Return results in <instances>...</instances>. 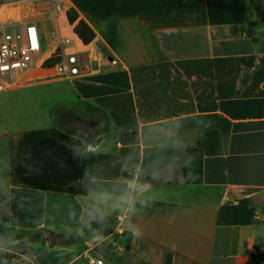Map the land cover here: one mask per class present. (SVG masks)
<instances>
[{"label": "crops", "instance_id": "crops-1", "mask_svg": "<svg viewBox=\"0 0 264 264\" xmlns=\"http://www.w3.org/2000/svg\"><path fill=\"white\" fill-rule=\"evenodd\" d=\"M69 10L94 32L90 44ZM249 12V0H0V26L36 23L43 62L60 50L89 63L70 80L35 68L0 92L24 102L31 90L39 108L0 132L9 201L0 229L66 237L0 246V264H264V24ZM63 37L70 44L59 46ZM66 115L94 125V139L66 131ZM137 165L147 193L127 189ZM122 196L134 210L114 207Z\"/></svg>", "mask_w": 264, "mask_h": 264}, {"label": "built area", "instance_id": "built-area-1", "mask_svg": "<svg viewBox=\"0 0 264 264\" xmlns=\"http://www.w3.org/2000/svg\"><path fill=\"white\" fill-rule=\"evenodd\" d=\"M9 28H12L11 32H6V29ZM14 28V22H6L0 26V92L17 87L22 76L29 70L44 69V53L36 23H23L19 30ZM70 42L69 37H63L58 40L57 44L63 46L70 44ZM116 64V60H111L112 66ZM88 65L89 63L83 60L82 53L74 52L64 55L60 52V60L53 67L44 70L49 78L70 80L82 75ZM125 218V214L116 217L113 226L116 235L124 233L123 222ZM95 264H102V261L98 260Z\"/></svg>", "mask_w": 264, "mask_h": 264}, {"label": "trees", "instance_id": "trees-1", "mask_svg": "<svg viewBox=\"0 0 264 264\" xmlns=\"http://www.w3.org/2000/svg\"><path fill=\"white\" fill-rule=\"evenodd\" d=\"M250 12L249 21L251 25L264 24V0H249ZM67 20L70 25H73V30L78 39L84 44H90L94 38V32L89 28V26L81 20L77 19V15L73 10L67 12ZM60 60V50H56L50 58H48L43 63V68H51ZM88 109L93 113H100L96 108L88 106ZM106 129V127H105ZM101 225L98 221L93 220L90 224L92 230L101 232L103 235H108L111 233V229L102 230ZM14 238H9L8 234L0 229V246L5 249L14 248L22 243L36 242L39 244H45V239L42 233L33 234L28 231H19L15 233Z\"/></svg>", "mask_w": 264, "mask_h": 264}, {"label": "rangeland", "instance_id": "rangeland-1", "mask_svg": "<svg viewBox=\"0 0 264 264\" xmlns=\"http://www.w3.org/2000/svg\"><path fill=\"white\" fill-rule=\"evenodd\" d=\"M6 32H11V29H6ZM45 50V47H44ZM22 84V83H21ZM20 85V84H19ZM49 87V86H47ZM46 88V87H40ZM25 97H22L24 102H18L17 99H12L9 101L7 96L0 94V132L10 130L14 124L21 125V123H27V119H31L38 111L37 104L35 99H30L29 96L32 94V91L22 92ZM54 101H50L49 104L44 105L41 114L44 115L46 120H49V112L53 108ZM60 115V114H59ZM36 116V115H35ZM26 120V121H25ZM60 120V117H59ZM14 123V124H13ZM5 175V144L3 138H0V224L5 225L2 222V218L7 216V203L9 202L6 195V186L3 177ZM13 206L16 208L17 201L16 198H13ZM37 219L34 217L33 220Z\"/></svg>", "mask_w": 264, "mask_h": 264}, {"label": "clouds", "instance_id": "clouds-1", "mask_svg": "<svg viewBox=\"0 0 264 264\" xmlns=\"http://www.w3.org/2000/svg\"><path fill=\"white\" fill-rule=\"evenodd\" d=\"M211 126H212V121L209 120L205 127L207 129V128H210ZM193 161H194V157L189 158L187 161L186 167H191L193 164ZM142 171H143L142 168L137 165L133 171L132 177L125 181L130 191L132 192L138 191L141 193H147L148 191H150L152 185L150 183L141 181ZM153 178L154 179L158 178L155 173H153ZM180 182L181 183L183 182V177L180 178ZM136 203L137 201L131 196H122L118 204L114 205V207L128 205L130 209L134 210ZM138 203L140 204L141 207H144V208H151L153 204L151 199H141L140 201H138ZM100 219H103L102 215L100 216ZM131 231H132V235L134 238H140L142 236V231L139 228H134ZM97 239H100V237H97Z\"/></svg>", "mask_w": 264, "mask_h": 264}, {"label": "water", "instance_id": "water-1", "mask_svg": "<svg viewBox=\"0 0 264 264\" xmlns=\"http://www.w3.org/2000/svg\"><path fill=\"white\" fill-rule=\"evenodd\" d=\"M61 126L68 132L80 135L85 139L92 141L95 137L94 125L85 123L74 116L66 115L61 120ZM45 242L49 247L59 246L66 242V237L55 234L49 230L43 232Z\"/></svg>", "mask_w": 264, "mask_h": 264}, {"label": "snow or ice", "instance_id": "snow-or-ice-1", "mask_svg": "<svg viewBox=\"0 0 264 264\" xmlns=\"http://www.w3.org/2000/svg\"><path fill=\"white\" fill-rule=\"evenodd\" d=\"M30 31H33V30H30ZM33 46H35V45L33 44Z\"/></svg>", "mask_w": 264, "mask_h": 264}]
</instances>
